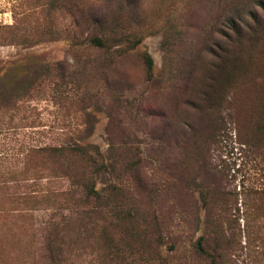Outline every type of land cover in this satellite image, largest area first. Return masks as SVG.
<instances>
[{"label": "rangeland", "instance_id": "rangeland-1", "mask_svg": "<svg viewBox=\"0 0 264 264\" xmlns=\"http://www.w3.org/2000/svg\"><path fill=\"white\" fill-rule=\"evenodd\" d=\"M0 83L39 107L16 152L105 164L16 211L0 264H264V0H0Z\"/></svg>", "mask_w": 264, "mask_h": 264}, {"label": "trees", "instance_id": "trees-1", "mask_svg": "<svg viewBox=\"0 0 264 264\" xmlns=\"http://www.w3.org/2000/svg\"><path fill=\"white\" fill-rule=\"evenodd\" d=\"M93 41L98 45L103 44L100 39ZM148 66L152 67L150 57H148ZM16 94V88L12 90L6 83H0V133L5 134L0 144V250H2L1 244L5 241L3 238L7 221L16 217V211L48 210L49 207L45 204L47 205L50 198L65 199L80 194V189H83L82 195L90 196L94 183L80 180L85 176L76 163L78 159L85 161L89 172L92 169L95 172L98 167L105 166L103 160L89 155L88 149L95 147L92 145L83 146L79 143L56 145L38 140L29 148L19 149L16 152V128L22 125V123L20 125L16 123V112H18L19 121L23 122L27 118L22 114L25 108L31 111L39 109L37 105L31 103V100H35L34 98L23 101ZM67 157L72 158L69 166L65 165L68 163ZM52 177L66 178L67 185L60 189L50 187L48 181ZM95 194L97 195L96 192ZM20 206L24 207L20 209ZM28 212L22 213L28 214ZM91 213L93 211L89 212ZM56 236L57 234L53 232L47 237L46 250L49 252V257L53 259L60 253L62 246V241L60 238L56 239Z\"/></svg>", "mask_w": 264, "mask_h": 264}]
</instances>
